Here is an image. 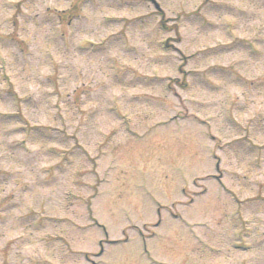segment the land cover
<instances>
[{"label": "rangeland", "instance_id": "rangeland-1", "mask_svg": "<svg viewBox=\"0 0 264 264\" xmlns=\"http://www.w3.org/2000/svg\"><path fill=\"white\" fill-rule=\"evenodd\" d=\"M1 59L0 264H264V0H0Z\"/></svg>", "mask_w": 264, "mask_h": 264}, {"label": "bare ground", "instance_id": "bare-ground-1", "mask_svg": "<svg viewBox=\"0 0 264 264\" xmlns=\"http://www.w3.org/2000/svg\"><path fill=\"white\" fill-rule=\"evenodd\" d=\"M158 146V145H157Z\"/></svg>", "mask_w": 264, "mask_h": 264}]
</instances>
